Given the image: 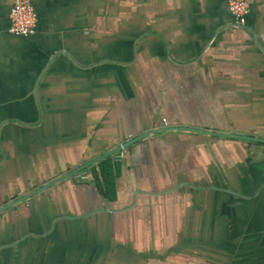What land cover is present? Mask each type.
I'll list each match as a JSON object with an SVG mask.
<instances>
[{"label":"crops","instance_id":"1","mask_svg":"<svg viewBox=\"0 0 264 264\" xmlns=\"http://www.w3.org/2000/svg\"><path fill=\"white\" fill-rule=\"evenodd\" d=\"M31 1L22 37L0 0V264H264V0L245 26L227 0Z\"/></svg>","mask_w":264,"mask_h":264},{"label":"built area","instance_id":"2","mask_svg":"<svg viewBox=\"0 0 264 264\" xmlns=\"http://www.w3.org/2000/svg\"><path fill=\"white\" fill-rule=\"evenodd\" d=\"M227 1L235 26H245L250 12L249 0ZM9 19L10 33L22 37H32L36 34L38 16L31 0H13L9 12ZM164 122L166 123L165 119ZM123 149L124 147L120 150ZM114 154L115 160H118L120 155L116 152ZM74 177L80 180H87L90 177V174L84 170H79L74 174Z\"/></svg>","mask_w":264,"mask_h":264},{"label":"trees","instance_id":"3","mask_svg":"<svg viewBox=\"0 0 264 264\" xmlns=\"http://www.w3.org/2000/svg\"><path fill=\"white\" fill-rule=\"evenodd\" d=\"M100 174L104 179L105 192L114 194L115 177L118 174L119 166L115 162H111L110 158H105L99 162Z\"/></svg>","mask_w":264,"mask_h":264},{"label":"water","instance_id":"4","mask_svg":"<svg viewBox=\"0 0 264 264\" xmlns=\"http://www.w3.org/2000/svg\"><path fill=\"white\" fill-rule=\"evenodd\" d=\"M133 141H134V140H132L131 142H133ZM131 142H126V143H124V144H122V145L116 147L114 150H112V151L106 153L103 157H106V156H108V155H111L112 153H114V152L120 150V149L123 148V147L125 148V147L128 146ZM87 165H88V164H86V165H82V166H79L78 168H76V169L72 170L71 172H69L68 175H71V174H73V173H75V172H77V171H79V170L85 168Z\"/></svg>","mask_w":264,"mask_h":264}]
</instances>
